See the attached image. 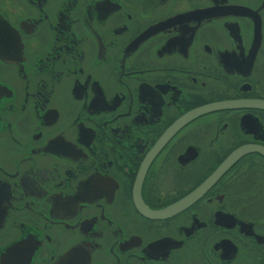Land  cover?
<instances>
[{"label": "flooded vegetation", "instance_id": "1", "mask_svg": "<svg viewBox=\"0 0 264 264\" xmlns=\"http://www.w3.org/2000/svg\"><path fill=\"white\" fill-rule=\"evenodd\" d=\"M0 264H264V0H0Z\"/></svg>", "mask_w": 264, "mask_h": 264}]
</instances>
